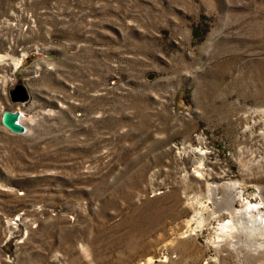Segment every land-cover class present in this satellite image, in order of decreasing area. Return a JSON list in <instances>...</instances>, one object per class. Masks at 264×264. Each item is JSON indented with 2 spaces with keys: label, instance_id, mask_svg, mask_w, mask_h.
<instances>
[{
  "label": "rangeland",
  "instance_id": "obj_1",
  "mask_svg": "<svg viewBox=\"0 0 264 264\" xmlns=\"http://www.w3.org/2000/svg\"><path fill=\"white\" fill-rule=\"evenodd\" d=\"M263 109L264 0H0V264H257Z\"/></svg>",
  "mask_w": 264,
  "mask_h": 264
},
{
  "label": "bare ground",
  "instance_id": "obj_2",
  "mask_svg": "<svg viewBox=\"0 0 264 264\" xmlns=\"http://www.w3.org/2000/svg\"><path fill=\"white\" fill-rule=\"evenodd\" d=\"M197 175L201 176L202 174L200 173V171H198ZM234 187L235 183H233L232 186L228 188L229 193L227 194L228 197L226 198L230 201H233L237 198L232 192ZM211 194H213V191ZM235 213H238L241 216L236 219L230 218L226 222L221 223L218 228L219 234L225 236L228 246L237 255L243 254L251 255L252 257L255 256L256 261H258L257 264H264V259L260 257L264 252V213H262V211L260 210V205L250 204L248 202L244 209H242L241 211H234V215ZM239 219L245 220L244 222H236V220ZM200 225L201 222L198 221V223L193 228L189 229L190 233L193 234L195 229ZM239 231L244 232L245 239L241 240L236 238V236H238L239 234ZM183 236L185 235H179V237ZM151 261L152 258H146V263H150Z\"/></svg>",
  "mask_w": 264,
  "mask_h": 264
},
{
  "label": "water",
  "instance_id": "obj_3",
  "mask_svg": "<svg viewBox=\"0 0 264 264\" xmlns=\"http://www.w3.org/2000/svg\"><path fill=\"white\" fill-rule=\"evenodd\" d=\"M10 98L14 102H24L28 100L29 95L24 86L16 85L10 93ZM20 116L17 110H4L1 113L0 123L13 133H23L25 128L19 121Z\"/></svg>",
  "mask_w": 264,
  "mask_h": 264
}]
</instances>
